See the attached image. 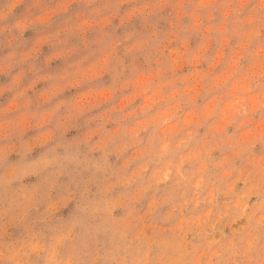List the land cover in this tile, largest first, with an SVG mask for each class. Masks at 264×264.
I'll use <instances>...</instances> for the list:
<instances>
[{
    "label": "clouds",
    "instance_id": "obj_1",
    "mask_svg": "<svg viewBox=\"0 0 264 264\" xmlns=\"http://www.w3.org/2000/svg\"><path fill=\"white\" fill-rule=\"evenodd\" d=\"M0 264H264V0H0Z\"/></svg>",
    "mask_w": 264,
    "mask_h": 264
}]
</instances>
